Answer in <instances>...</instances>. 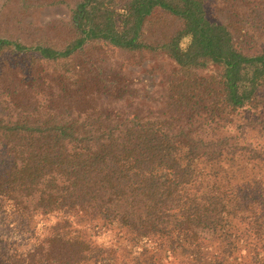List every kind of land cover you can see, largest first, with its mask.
<instances>
[{"label":"trees","instance_id":"16d2710c","mask_svg":"<svg viewBox=\"0 0 264 264\" xmlns=\"http://www.w3.org/2000/svg\"><path fill=\"white\" fill-rule=\"evenodd\" d=\"M0 264H264V0H5Z\"/></svg>","mask_w":264,"mask_h":264},{"label":"rangeland","instance_id":"374dc122","mask_svg":"<svg viewBox=\"0 0 264 264\" xmlns=\"http://www.w3.org/2000/svg\"><path fill=\"white\" fill-rule=\"evenodd\" d=\"M5 0H0V7ZM72 15L69 11V8L62 5H49L42 6L37 9V11L33 15H29L26 18V22L32 23L35 27H43L50 21H58V22H69L72 20ZM101 52L102 56L104 54L110 55L107 48L102 46V50H97L95 55ZM115 58L118 60L124 59L126 60L125 55L115 54ZM110 60H113L109 58ZM152 61H145L141 65H137L134 63H130L128 66L133 71V77L139 81V90L140 93H136L134 99H138L139 102L148 105L149 107H154L156 105V98L158 95L159 87L158 81L160 79V75L157 73H148V68L151 67ZM151 64V65H149ZM141 95L140 98L137 96Z\"/></svg>","mask_w":264,"mask_h":264}]
</instances>
